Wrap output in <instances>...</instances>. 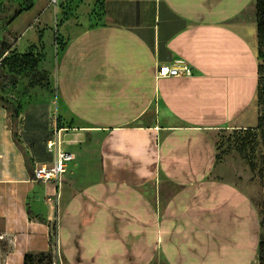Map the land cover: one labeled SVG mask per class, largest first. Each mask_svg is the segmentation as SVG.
Wrapping results in <instances>:
<instances>
[{
	"label": "crops",
	"instance_id": "obj_1",
	"mask_svg": "<svg viewBox=\"0 0 264 264\" xmlns=\"http://www.w3.org/2000/svg\"><path fill=\"white\" fill-rule=\"evenodd\" d=\"M99 1L56 51L48 117L80 127L62 134L74 160L59 187L33 180L27 162L52 155L14 142L0 102V264L50 249L65 264H249L259 217L218 177L213 133L256 96L257 58L233 24L254 0ZM179 58L191 77H155Z\"/></svg>",
	"mask_w": 264,
	"mask_h": 264
},
{
	"label": "rangeland",
	"instance_id": "obj_2",
	"mask_svg": "<svg viewBox=\"0 0 264 264\" xmlns=\"http://www.w3.org/2000/svg\"><path fill=\"white\" fill-rule=\"evenodd\" d=\"M59 4L60 8L56 9L51 0H0V67L8 77L7 82L0 80V97L11 103V109H8L10 116L12 109L18 112L17 145H24L43 157L48 156L44 150L46 140L53 135L48 113L53 98L56 51L60 50H55V45L61 43L60 48L63 46L62 30L69 28L64 26L67 20L74 19L79 23L89 17V21H93L101 5L99 0H59ZM254 4L255 0L233 24L248 38L258 64L264 65L258 45ZM76 28L84 27L78 25ZM260 77H264V72ZM59 124L67 125L72 132L80 130L74 121ZM263 124L264 99L257 93L242 121L213 133L218 177L233 182L247 194L261 221L262 233ZM65 138L71 140L72 134L67 131ZM8 245L5 238H0V263ZM35 254L37 258L38 253ZM46 263L47 260L44 261ZM56 264L65 262L59 259ZM152 264L166 263L157 258ZM249 264H259L258 254Z\"/></svg>",
	"mask_w": 264,
	"mask_h": 264
},
{
	"label": "built area",
	"instance_id": "obj_3",
	"mask_svg": "<svg viewBox=\"0 0 264 264\" xmlns=\"http://www.w3.org/2000/svg\"><path fill=\"white\" fill-rule=\"evenodd\" d=\"M54 8H59L58 0H51ZM55 15V13H54ZM57 50L59 45H55ZM59 51V50H58ZM193 75L192 66L184 59H176L171 64L159 63L156 65L155 77H191ZM50 126L53 132L51 138L46 141V150L52 155V161L49 165H35L33 169V180L42 182H53L59 187L63 181V176L67 172L68 164L74 160V153L63 148L64 140L62 134L69 131V128L61 126L55 111L50 115ZM53 264L58 261V255H55Z\"/></svg>",
	"mask_w": 264,
	"mask_h": 264
},
{
	"label": "trees",
	"instance_id": "obj_4",
	"mask_svg": "<svg viewBox=\"0 0 264 264\" xmlns=\"http://www.w3.org/2000/svg\"><path fill=\"white\" fill-rule=\"evenodd\" d=\"M254 11L256 15V22H257V36H258V45L260 47V53L261 57H264V0H255L254 4ZM56 36V35H55ZM59 45V43H58ZM61 47V43L59 45V49ZM7 57L3 59V61L6 60ZM258 62V60H257ZM3 64V63H1ZM1 66V65H0ZM264 72V65L263 64H258V83H257V91L256 94L258 93L261 98L264 99V77H260V74ZM0 80L7 82L8 77L3 73L2 68L0 67ZM261 83V84H260ZM2 101V104L7 107V109H11V103L8 101L4 100L2 97H0V102ZM18 112L16 110L12 109V114H11V120H12V137L13 140L16 144H18L16 138V128H17V120H18ZM261 125V127H263ZM27 168L29 170V174L33 176V170L31 169V165L29 162H27ZM28 215H32V212L30 208L27 209ZM38 218V216H36ZM40 222L44 223L45 219L39 218ZM259 225H260V238L257 246V254H258V261L259 264H264V233L261 232V221L259 219ZM51 237L56 235V223L52 224L51 227ZM38 257L36 258V254L34 253H26L24 255V261L23 264H44V261L47 260L46 264H53V259H54V254L53 251L50 249V251L46 252H39Z\"/></svg>",
	"mask_w": 264,
	"mask_h": 264
}]
</instances>
